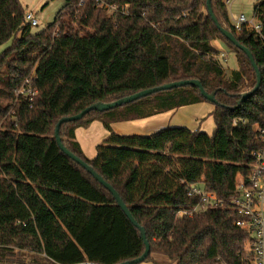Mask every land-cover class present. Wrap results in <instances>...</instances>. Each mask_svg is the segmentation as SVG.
Instances as JSON below:
<instances>
[{
	"label": "trees",
	"instance_id": "16d2710c",
	"mask_svg": "<svg viewBox=\"0 0 264 264\" xmlns=\"http://www.w3.org/2000/svg\"><path fill=\"white\" fill-rule=\"evenodd\" d=\"M116 6L109 13L104 7ZM125 7L127 14L120 12ZM65 0L53 20L32 32L20 0H0V264H118L139 257L144 242L112 193L58 146L62 117L97 103L180 80H199L214 94L211 134L166 126L150 134H118L116 122L209 102L194 85L156 91L60 125L63 145L122 198L145 230L154 264H243L249 232L229 206L237 175L246 177L264 125V47L243 24L236 31L226 0ZM264 36V0L254 6ZM220 40L237 67L226 76ZM5 68V74L2 69ZM3 81V82H2ZM33 94L17 95L21 87ZM211 103V102H210ZM101 122L109 135L88 158L75 130ZM215 193L201 203L190 186ZM163 261H162V260Z\"/></svg>",
	"mask_w": 264,
	"mask_h": 264
},
{
	"label": "built area",
	"instance_id": "2783aa9c",
	"mask_svg": "<svg viewBox=\"0 0 264 264\" xmlns=\"http://www.w3.org/2000/svg\"><path fill=\"white\" fill-rule=\"evenodd\" d=\"M229 2V0H226L227 4ZM104 7L109 10V13L117 10L116 6L105 4ZM120 12L127 14L125 7L121 8ZM25 20L31 26L38 24L32 11L25 14ZM231 21L236 31H239L243 24H247L254 32V41L262 43L264 47V36L258 21L247 20L243 14L233 15ZM27 93L33 94L32 90L25 86L17 91V95H25ZM254 130L260 145L251 153L253 163L248 175L246 177L241 175L236 176V193L229 201V206L238 215L235 224L249 232V239L246 243L247 253L244 256L243 264H264V125L259 126L256 124ZM188 194H197L201 197V203L196 205L191 211L221 206L223 204L222 200L218 199L215 193L201 189L195 185L189 187Z\"/></svg>",
	"mask_w": 264,
	"mask_h": 264
},
{
	"label": "water",
	"instance_id": "95a60500",
	"mask_svg": "<svg viewBox=\"0 0 264 264\" xmlns=\"http://www.w3.org/2000/svg\"><path fill=\"white\" fill-rule=\"evenodd\" d=\"M206 4H207V8L209 11V14L211 15L212 20L216 23L218 29L220 30V32L232 43L234 44L236 47H238L239 49H241L246 56L248 57L251 65L253 66L255 72H256V84L254 86V88L252 90H250L249 92H245L241 99L240 102H242L244 99H246L247 97L251 96L252 94H254L257 89L260 86V82H261V76L260 73L258 71V68L255 64V61L252 57L251 52L244 46H242L241 44H239V42L236 40L234 34L224 28H222L218 22L216 17L213 14V11L211 9V0H206ZM183 85H194L197 86L199 88V91L201 93V95L208 100L211 103H216V99L214 97V94L211 93H207L203 86L201 85L199 80H195V79H190V80H180V81H175V82H170V83H166L160 86H156L153 88H148V89H144V90H140L134 94L122 97L120 99H117L113 102H109V103H104V102H97L94 103L86 108H84L83 110H81L79 113L71 115V116H66V117H62L58 120L56 126H55V139L56 142L58 144V146L60 147V149L69 157L71 158L73 161H75L76 163H78L80 166H82L84 169H86L100 184H102L106 189H108L113 197L115 198L118 206L122 209V211L124 212V214L127 216V218L131 221V223L136 226L139 231H140V236L144 242V251L143 253L137 257L134 258L132 260H127L118 264H138L140 262H143V260L145 259V257L149 254L150 252V244L148 242V240L146 239V234H145V230L142 226H140L136 220L133 218L132 214L130 213V211L128 210V208L126 207V205L124 204V202L122 201V198L119 196V194L116 192V190L109 184L107 183L95 170H93V168L91 166H89L85 161H83L82 159H80L79 157H77L75 154H73L71 151H69L62 143L61 138L59 136V127L62 123L67 122V121H74L77 120L79 118H81L84 114H86L87 112L91 111V110H97V111H104L107 109H111L113 107L125 104V103H129L131 101H134L136 99H139L141 97H144L146 95H149L151 93H154L156 91H160V90H166V89H170V88H174V87H179V86H183Z\"/></svg>",
	"mask_w": 264,
	"mask_h": 264
},
{
	"label": "crops",
	"instance_id": "0c3cea01",
	"mask_svg": "<svg viewBox=\"0 0 264 264\" xmlns=\"http://www.w3.org/2000/svg\"><path fill=\"white\" fill-rule=\"evenodd\" d=\"M213 44L219 50H221L222 53H226L227 48L220 40H214ZM212 109H213L212 103L200 102L187 106H181L175 110H170L143 119L112 123L111 129L114 130L116 128L117 131L115 132L118 134H150L166 126H171L176 123L177 124L184 123L185 117L187 118L189 117L190 119H192V121L198 117L199 119L208 118L210 117L209 113L212 111ZM172 120H177V121H175L176 122L175 123L172 122ZM97 123H99V121H93L88 127L86 128L79 127L75 130L76 140L79 142L84 154L88 158H93L95 156L96 146L98 144L97 142L99 140L103 141L109 135V131L104 130ZM165 123L167 125H165ZM170 123L171 125H169ZM189 128L191 130H195L194 126ZM138 264H152V263L142 262Z\"/></svg>",
	"mask_w": 264,
	"mask_h": 264
},
{
	"label": "rangeland",
	"instance_id": "374dc122",
	"mask_svg": "<svg viewBox=\"0 0 264 264\" xmlns=\"http://www.w3.org/2000/svg\"><path fill=\"white\" fill-rule=\"evenodd\" d=\"M229 1H230L229 4H227V10H228V14L230 16V19L233 15L243 14L247 20H252L253 22L257 21V17L254 14V6L260 0H229ZM20 2H21L23 9L26 13L29 11H32L35 14V17L38 21V24L36 26L31 27V31L35 33V32H40L41 30H43L53 20L55 14L64 5L65 0H20ZM10 44H11V39H9L8 41L1 44L0 45V53H2L5 49H7ZM222 56L224 57V60L222 61L224 72H225L226 76H228L231 73L232 69H235L237 67L235 56L233 53H231L227 50H226V53H222ZM5 72H6L5 68H3L2 74L4 75ZM1 85H3V84L0 83V86ZM184 120H185L184 121L185 124L184 123L177 124L175 122L177 120H172V122H175L176 124L171 125V123H172L171 122L169 125H171V126H185L188 128L194 126L195 129H199V130L207 132L209 134H211L213 132L214 127H215L214 126V120L212 117H208L205 119H199V117H198L193 121L189 117L188 118L185 117ZM189 120H190V122H189ZM97 124L100 125L104 130H107L102 123L99 122ZM165 125H167V124L165 123ZM113 131L115 132V131H117V129L115 128ZM101 142L102 141L99 140L97 143L99 144ZM143 262H145V261H143ZM140 263H142V262H140ZM150 263H152V262H150ZM152 264H154V263H152ZM168 264H176V263L173 262V263H168Z\"/></svg>",
	"mask_w": 264,
	"mask_h": 264
}]
</instances>
